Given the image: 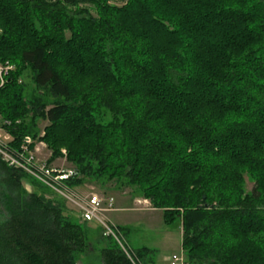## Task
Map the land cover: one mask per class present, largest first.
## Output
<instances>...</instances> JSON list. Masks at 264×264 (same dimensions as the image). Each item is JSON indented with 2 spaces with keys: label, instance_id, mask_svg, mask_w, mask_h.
I'll return each mask as SVG.
<instances>
[{
  "label": "trees",
  "instance_id": "obj_1",
  "mask_svg": "<svg viewBox=\"0 0 264 264\" xmlns=\"http://www.w3.org/2000/svg\"><path fill=\"white\" fill-rule=\"evenodd\" d=\"M6 63L12 145L64 150L70 187L134 188L179 225L184 264H264V0H0ZM0 217V264H132L1 158Z\"/></svg>",
  "mask_w": 264,
  "mask_h": 264
},
{
  "label": "rangeland",
  "instance_id": "obj_2",
  "mask_svg": "<svg viewBox=\"0 0 264 264\" xmlns=\"http://www.w3.org/2000/svg\"><path fill=\"white\" fill-rule=\"evenodd\" d=\"M124 1L113 0V3L120 6ZM21 79L30 87V82L26 75ZM45 125L46 123L42 121L38 125V128H40V137L44 135L43 127ZM31 148H38L36 152L38 160L48 162L49 158H51V152L47 149L45 143L34 142L32 140ZM65 155V151L62 150V156L57 157L51 164L62 168H71L72 165L65 161ZM23 185L27 191L32 190V187L28 183L24 182ZM252 186L253 181L246 175L244 191H250ZM75 191L83 195H98L101 198L114 199V208L117 210L105 215L113 225H117V227L120 225L123 229L121 231L122 237L130 252L147 248L152 251V258L155 264H170L172 255L181 257L182 264H184L185 255L181 249L182 232L177 227L179 225H166L163 219V212L153 208L150 202L142 198L134 188L127 186L119 187L113 182L102 184L98 181L87 180L80 187H76ZM65 203L70 212L77 213V210L73 206L67 202ZM2 219L0 217V220ZM82 258L78 264H82ZM135 264H143V262L137 260Z\"/></svg>",
  "mask_w": 264,
  "mask_h": 264
},
{
  "label": "built area",
  "instance_id": "obj_3",
  "mask_svg": "<svg viewBox=\"0 0 264 264\" xmlns=\"http://www.w3.org/2000/svg\"><path fill=\"white\" fill-rule=\"evenodd\" d=\"M9 64H0V86L4 83L5 76L12 70ZM13 138L3 128H0V158L9 166L23 171L35 182L53 192L65 202L73 206L83 222L96 223L101 228L104 238L112 239L128 259L135 264L138 259L130 252L120 229L113 225L105 214L114 209L113 198H101L98 195H83L70 187L67 182L76 176L73 168H62L38 160V148H31L32 140L26 136L19 146L12 145ZM182 264L181 257L172 255L170 264Z\"/></svg>",
  "mask_w": 264,
  "mask_h": 264
},
{
  "label": "crops",
  "instance_id": "obj_4",
  "mask_svg": "<svg viewBox=\"0 0 264 264\" xmlns=\"http://www.w3.org/2000/svg\"><path fill=\"white\" fill-rule=\"evenodd\" d=\"M115 210H117L116 208H114ZM115 210H113V211H115ZM120 210V209H119ZM121 210H123V209H121ZM111 213V212H110ZM110 221V220H109ZM117 226V225H116ZM118 226H120V225H118Z\"/></svg>",
  "mask_w": 264,
  "mask_h": 264
}]
</instances>
